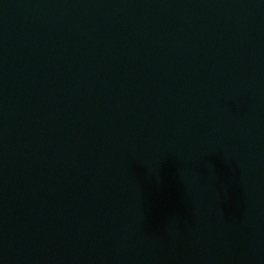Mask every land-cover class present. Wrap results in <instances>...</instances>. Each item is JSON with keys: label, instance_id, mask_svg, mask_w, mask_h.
<instances>
[{"label": "water", "instance_id": "water-1", "mask_svg": "<svg viewBox=\"0 0 264 264\" xmlns=\"http://www.w3.org/2000/svg\"><path fill=\"white\" fill-rule=\"evenodd\" d=\"M0 264H264V0H0Z\"/></svg>", "mask_w": 264, "mask_h": 264}]
</instances>
